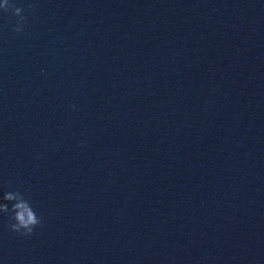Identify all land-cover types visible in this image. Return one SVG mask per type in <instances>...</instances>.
Wrapping results in <instances>:
<instances>
[{
	"label": "water",
	"instance_id": "95a60500",
	"mask_svg": "<svg viewBox=\"0 0 264 264\" xmlns=\"http://www.w3.org/2000/svg\"><path fill=\"white\" fill-rule=\"evenodd\" d=\"M14 2L0 264H264V0Z\"/></svg>",
	"mask_w": 264,
	"mask_h": 264
},
{
	"label": "clouds",
	"instance_id": "9594fccd",
	"mask_svg": "<svg viewBox=\"0 0 264 264\" xmlns=\"http://www.w3.org/2000/svg\"><path fill=\"white\" fill-rule=\"evenodd\" d=\"M33 5L29 4L27 10H33ZM25 11L22 7H17L14 0H3L0 3V12L11 13V16L16 17L15 25L12 31L21 35L24 31L26 17L22 14ZM3 201L0 203V214H9L10 223L7 228L10 232L22 237H29L33 234L34 229L42 225V219L36 214L30 201L25 198L19 190L5 192ZM9 204L11 207H9Z\"/></svg>",
	"mask_w": 264,
	"mask_h": 264
}]
</instances>
